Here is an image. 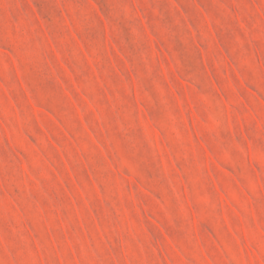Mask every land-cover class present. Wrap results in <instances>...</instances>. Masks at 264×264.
I'll use <instances>...</instances> for the list:
<instances>
[{"label": "rangeland", "instance_id": "374dc122", "mask_svg": "<svg viewBox=\"0 0 264 264\" xmlns=\"http://www.w3.org/2000/svg\"><path fill=\"white\" fill-rule=\"evenodd\" d=\"M0 264H264V0H0Z\"/></svg>", "mask_w": 264, "mask_h": 264}]
</instances>
